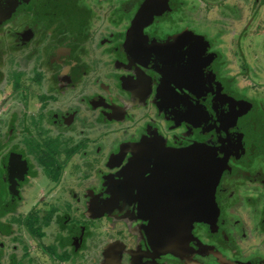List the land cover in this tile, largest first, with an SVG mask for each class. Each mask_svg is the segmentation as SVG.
I'll use <instances>...</instances> for the list:
<instances>
[{
  "label": "flooded vegetation",
  "instance_id": "obj_1",
  "mask_svg": "<svg viewBox=\"0 0 264 264\" xmlns=\"http://www.w3.org/2000/svg\"><path fill=\"white\" fill-rule=\"evenodd\" d=\"M87 1L89 0H0V57H7L8 53L13 51V53H21L20 48L22 45L24 50H26V47L30 45L36 34H38V25L41 24L39 29L45 28V33L47 34L45 36L46 42H41L40 45L44 44V46L49 48L56 43V55L51 57L50 61L63 67L61 76L64 77L71 67L66 60L67 54H70L73 48L68 43L78 40L77 36L83 30L85 32L88 30L86 32L88 35V32H92L97 28V21H95L97 19L96 7L89 6ZM196 2L194 1L193 4L198 7L197 3L199 1ZM243 2L245 3L241 5L242 16H244V10L248 9L247 0ZM120 3L125 9L126 21H130L131 24L128 27L124 24L126 26L125 30H121L122 32L113 37L116 39L123 38L122 34L124 31L130 37H127V39L124 37L123 41L116 43V48L119 50L121 48L118 45H126L128 52L121 50L117 55L123 56V54H126L127 67L129 70H134V73H128L129 76L126 74L122 75L123 84L130 90V94L121 92L123 91L120 88L121 83H118L119 86L113 88L115 94L112 92V97H109V101L106 100L101 92H96V90H93L92 93L93 95L97 94V97L89 99V101L97 104L103 102L102 105L106 108L103 112L110 114L113 120H118V116L121 115L124 123L120 125L116 121L115 125L112 122L110 123L113 132H108L111 134L110 138L112 141L111 144L109 141V144L104 145L100 143L99 137L95 135V128L89 126L91 125V118L84 115L85 113H91L88 109L87 111L86 109L83 111L80 109V120L83 121L80 124L81 130L75 126L76 109L74 110L73 97L69 98V96H77L75 92L68 90L63 93L59 92V94L53 90L42 92L40 97L45 99L46 102L61 98L63 101L65 99L68 100L65 107L70 105V107L65 109L64 113L59 109V112L57 111L53 114L54 125L58 126L60 121L64 122L65 126L70 125L64 130L65 136H61L64 138L63 153L66 154V146L69 143L70 145L75 143L78 146V154L83 155L86 162V160L90 159L86 157L90 153L89 149L94 151V153L96 151L99 156L96 165L100 170V177L95 176L96 166L92 162H86V167L82 166L83 168L78 170V174L82 176L84 169L87 170L85 171L86 173H93L94 178H92V181L96 182L97 186L106 174L110 178V180L106 181L111 183L113 182L112 179H120L124 195L125 193L127 194V189L128 191L131 189L130 193L132 195H137V210L144 194L152 196L153 205H161L164 210L169 209L165 194L176 184L179 185L180 183L183 185L189 181H195V177L190 174L194 172L193 166H195L196 162L203 160L204 166L208 169H222L221 178L215 188L214 200H212L211 192H209L207 185L210 183L207 175H213L214 173L207 171V169L201 172V177L205 178V180H200L201 187L194 196V200L197 206L196 209L200 210L205 218L200 219V217H197L192 222L191 237L186 235L187 233L183 234L184 232H181L180 234L179 232V236L174 240L166 241L161 239L157 241V238H152V234H150L146 237L145 243L148 245L147 248L154 246V250L152 252L142 251L141 254L148 257L152 256L150 259L154 264L157 259H160L157 264H167L170 261V264H207L213 258L208 253L215 257L214 262L216 264H264V118L256 117L262 102H258L259 108L252 111L254 108L253 101L242 95L244 94L243 92L235 90V80L231 81V76H228L230 75L228 74L230 70L223 67L225 58L221 54V46L227 47V43L224 40H219L218 42L211 36L208 39H206L207 37L199 36L201 33L209 35L204 32L205 29L209 30L211 28L214 31L211 25L202 26L200 34L197 33L199 31L193 32L194 41L185 40L181 42L186 38L187 34H185L180 42L170 43L167 41L168 38L182 26L179 28L168 26L169 28L165 29L162 21L166 22L163 18L168 14L162 17L160 15L163 11L169 12V19L174 18V0H142L140 4H138V1H133L132 7L137 6L134 13L126 12L127 8L123 6V0ZM205 3L208 12V9H211L210 7L212 6L209 4L212 2L211 0H206ZM168 8H171V10H168ZM225 9L232 10L229 11L231 13L236 12L233 11L230 5L226 4L221 11H215L214 15L220 16L214 17L212 21L229 13ZM156 14H159V16H156ZM254 17V13L251 14L250 18ZM115 18L105 19L103 22L101 20L100 28L94 31L101 32L102 29H106L105 23L108 21L113 22ZM159 26L161 30H159ZM62 32H65V35L57 40L55 36H60ZM71 33H74V36ZM144 34L152 38L155 37V40L153 39L154 42L146 40ZM196 41H201V43L193 45ZM4 45H9L10 49L7 51L3 47ZM14 45L20 51L15 49ZM25 53L27 56L31 52ZM89 61L91 62V60ZM122 61H124V58ZM99 62V58L93 60V63L91 62L94 69L98 68L95 63ZM82 64L83 62L80 65L78 64L79 70ZM44 66L47 65L44 64ZM151 67H154L153 73L149 72ZM220 68H223L225 72ZM147 69L148 72H146ZM37 76H35L34 80H38L37 78L40 80L41 74L38 73ZM94 76L96 77V75ZM107 76L112 80L111 85H114L115 75L110 73ZM16 77L15 84H19V75H16ZM151 77L159 83L154 84L150 81ZM130 78H133V80H130ZM74 79L75 76H73L72 80ZM172 81L175 84L170 85L169 82ZM7 82V79L0 82V93L5 92V83ZM92 85L94 86V84ZM151 89L153 90L152 92ZM133 90L142 92L139 94L144 95L141 100L135 98ZM153 92H155L154 95L149 96ZM82 93L85 94L84 92ZM92 93L89 92L88 94ZM132 95L134 99L131 98ZM125 96H129L130 104H134L135 107H139V101L144 102L149 99L151 101L156 100L154 104L157 106L154 107L152 102L147 106H145L146 103L141 104L139 109H135V120L133 111L130 112L128 106L122 111V114L117 108L116 102L120 104ZM5 99L9 98L6 97ZM10 99H12L11 102H14L13 97ZM261 106L264 108V103ZM140 111L142 113H139ZM60 115L65 117L62 116L61 120ZM149 115L154 117L149 118ZM91 116L92 119H96L92 114ZM173 117L176 118V122L169 126V130L173 131L172 136L168 139V135L165 132H159L160 135L157 136L156 140H152L150 144L147 143L149 140L148 129L151 128V125L153 126L160 122L165 124L168 119ZM125 119L130 120L131 125L128 127H126ZM181 121L187 122L186 128L174 131V126L177 123H181ZM134 125L138 130L133 129ZM87 126H89L87 128L88 131L87 129L85 131ZM19 127H22V125L19 124ZM118 128H125V131L129 132L132 137L134 135L137 137L133 139L130 137L128 139L129 147L127 145L124 146L125 152L122 155L117 153L112 158L110 164L112 168L115 167L112 172V169L110 170L106 166V160L108 153L116 151L115 145L117 142L115 140H118L116 138L118 133L116 129ZM198 128H201L200 133L202 136L210 132L212 136L216 137L215 142L217 145L211 146L208 143V138L197 139ZM86 134H90L96 139H91ZM188 134H195V138L186 142L183 138ZM14 137L15 134L13 135L12 132L6 139L7 142L20 141L14 139ZM171 139L174 142H170L169 140ZM95 141H97V145H93ZM188 148H192L188 150L189 153L185 152ZM58 149L59 147L56 149L52 147L50 150L49 158H53V161V154L58 152ZM181 150H183V153H181ZM28 155L26 148L18 147L9 150L8 153L0 157V174L2 172L0 201L4 206V208L2 207L4 213L7 214L9 212L7 214L8 217H0V264H26L20 259L29 256L32 239H42L46 236L44 227H42L43 224L39 222L37 213L32 214L30 212V217L24 220L22 218L24 217L22 212L23 202L17 204L18 199L20 201L22 199L25 200V205H28V202L33 200L32 196L23 198L25 185L29 183L33 173ZM126 157L127 159H125ZM44 159L45 155H43L42 161ZM22 162L25 165V171H20L22 170V168L20 169ZM11 164L15 168L14 175L16 177L13 180L10 173ZM105 168H108L107 172L104 170ZM62 171L61 165H58L57 170L50 174L52 177L49 179L50 183L53 184L52 187H54V183L58 180ZM173 177L174 179H172ZM89 189L88 195L98 197L94 188ZM104 194L102 193V195ZM118 198V194L115 191L108 194L105 205L107 207L103 208V210H112L110 208H114L117 205ZM78 199L81 200L80 197ZM97 201L99 204L96 202L95 204L92 203V200L88 204L90 207L94 205L101 206L102 201H99V197ZM10 204L12 206L8 207L7 205ZM17 205H20V207ZM207 206L216 207L217 213L214 212L211 215L209 212L207 214L205 210L208 209ZM110 217L113 218L114 216ZM114 218L116 219V217ZM145 220L150 221V219ZM48 221L49 218L45 223H48ZM125 224L127 225V223ZM125 224L116 230L122 232ZM45 225L48 226V224ZM23 227L27 229L29 235H23L20 232ZM81 227V232L75 231L70 236L69 234L67 235V237H72L71 247L79 248V245L85 242V227L82 225ZM112 228L114 227L112 226ZM203 229L206 234L205 237L198 234V230ZM69 230L70 228L67 233L70 232ZM123 239L127 241L125 242L129 247H137L139 245L136 244L139 241L137 237H126ZM121 240L120 238L114 240V244H118L120 248L115 245L117 250L115 249L114 254H112L109 264H113L112 261H115V259L114 264H122V260H119V262L117 260L120 252L121 256L119 258L124 259L122 250L126 248V245L124 246ZM218 241L224 246H220ZM56 243H59V241ZM53 247L50 248L51 251L55 249L56 244ZM130 250V254L133 256V247ZM67 251H64L60 256L65 261L70 258ZM118 252L119 255L117 256ZM205 254L207 255L205 256ZM32 259L31 257L30 260Z\"/></svg>",
  "mask_w": 264,
  "mask_h": 264
},
{
  "label": "rangeland",
  "instance_id": "obj_2",
  "mask_svg": "<svg viewBox=\"0 0 264 264\" xmlns=\"http://www.w3.org/2000/svg\"><path fill=\"white\" fill-rule=\"evenodd\" d=\"M120 1L121 0L87 1L89 6L96 7L97 19L95 21H97V28H100L99 24L101 23V20L103 22L105 19L116 18L113 22H106L105 25L107 28L102 29L101 32L94 31L97 30L96 28L92 32H88L87 35L86 32L88 30L86 32L83 30L78 34V40L74 42L70 41L68 43L69 46H72L73 50L70 54L65 52L67 54V60H65L71 67L69 71L70 73L68 72L64 77L61 76L63 73V67L61 65L58 66V63H55V65L50 61V58L56 55V43L49 48L44 46V44L40 45L41 42H46L45 36L47 34L45 33V28L39 29V25L41 24L38 25V34H36L35 39L31 41L30 45L26 47V50H24L22 45L20 48L21 53H13V51L8 53V55L13 53L10 56L7 55V57H0V82L5 79L8 80V82L5 83V92L3 91L0 93V157L8 153L9 150L18 147L27 149L29 154L28 159L33 173L31 174L32 177L29 183L25 185L23 198L25 196L26 198L32 196L33 200L28 202V205H25V200L22 199V201H20L18 199L17 204L23 202L22 212L24 217L22 218L24 220L30 217V212H32V214L36 212L39 222L43 224L42 227H44L46 232L44 238L37 239L39 241L35 238V240L32 239L29 256L20 259L26 264H109V262H111V256L116 249L115 245L120 248L118 244H114V240L120 238L124 241L123 238L126 237L139 238L140 247L134 252L133 256H131L130 251L128 252L129 254L124 252V259L119 258L118 252L116 254L118 256V262L119 260H122V264H147V261L148 264L151 263L150 258H152V256L148 257L141 254L142 251L146 250L152 252L154 246H149V248H147L148 245L145 243L146 237L150 235V232L148 231L149 221L145 220L146 218L139 213V208L138 210L136 209L137 195H132L130 193L131 189L130 191L127 189V194L125 193L124 195L121 180L115 178L112 179V183L106 181L110 180L107 174L102 177L103 180H101L98 186L96 182L92 181V178H94L93 173H86L85 171L87 170L84 169V171H82V176L78 174V170L83 168L82 166L86 167V162H92L94 163V166H96V170L94 171L95 176L98 178L100 177L99 175H101V173L96 165V161L99 157L98 153L96 151L94 153V151L89 149L90 153L86 157H89L90 159L85 162L83 155L81 156L78 154V146H76L75 143H72L71 145L69 143L66 146V154L63 153L64 138L61 136H65L64 130L65 128L70 127V125L65 126L66 124L62 121L59 122L58 126L54 125L53 114L59 109L64 113L65 109L70 107V105L65 107L68 100L65 99L63 101L61 98H55L52 101L46 102L45 99L40 97L42 92L52 90L58 94L59 92H67V90L75 92L77 96H69V98L73 97L74 110L76 109L74 124L77 126V129L81 130L80 124L83 122L80 120V109L82 111L84 109L87 111L88 109L91 113H85L84 115L91 118V125L89 126L95 128V135L99 137L98 139L100 143L106 145L109 144L110 141L111 144V134H109L108 131L113 132L110 123L112 122V124L115 125L116 120L111 119L110 114L103 112L104 109H106L102 105L103 102L97 104L89 101V99L97 97V94L93 95L92 93L93 90H96V92H101L106 100L109 101V97H112V92L115 94L113 88H117L119 86L118 83H121L120 88L123 89V92H126L128 95L130 94V91L128 93L126 91L127 89L124 90L122 75L126 74L129 76L128 73H134V70H129L127 67L126 54H123V56L120 54L117 55L121 50L128 52V49L124 44L118 45L121 48L120 50L116 48V43L123 41L124 37L127 39L129 35L124 31L122 34L123 38L116 39L113 37L125 30L126 26L124 24H126L127 27L131 24L130 21H126L127 18L124 15L125 9L122 7ZM133 1H138V4H140L142 0H123V6L127 8V13H134V11H136L137 6L132 7ZM198 1H200V3L196 2L198 4V7H196L194 4L190 6L192 0H189V2L188 0H181V2H179L180 5L174 0L175 5L173 4V11L175 15L174 18L172 17L171 19H169V12L163 11L160 17L168 14L163 18L166 22L171 20L174 24H182L180 25L182 27L178 26V28L180 27L179 30L168 38L167 41L170 43L180 42L185 34L188 35V41H194L195 37L193 36V32L199 31L197 33L200 34L202 26L211 25V27L214 28V31L211 28L209 30L204 28V32L209 35L207 36L204 33H201L199 36L207 37L206 39L211 36L218 42L219 40H224V42L227 43V47L221 46V54H223V57L225 58V64H223V67L230 70L228 72L230 75L228 76H231V81L235 80V90L243 92L244 94L242 95L253 101L254 108L252 111H254V109L259 108L258 102L261 101L262 104L264 103V0H247L248 9H245L247 10L246 12L244 10V16L241 15V5H244V0H211L212 3L209 5L212 6L207 12L209 17L206 15L207 17L205 18L201 14L206 7L204 5L205 0ZM226 4L230 5V7L233 8V11L236 12L231 13L229 11L232 10L225 9V11L229 13L222 15L223 17H219L220 20L214 19V21H212L214 17L220 16L214 15L215 11H221L222 7ZM168 10H171V8H168ZM184 12H186V14H183ZM253 13L255 17L250 18ZM157 15L159 16V14H156V16ZM116 20L119 21L116 23ZM168 25L171 26L169 23ZM71 34L74 36V33ZM64 35L65 32H62L60 36L56 35L55 37L58 40ZM144 38L148 41L150 40V42L155 40V37L152 38L147 34H144ZM105 39H109V41H105ZM95 41H97V43ZM14 46L15 49L20 51L16 45ZM3 47L6 48L7 51L10 49L9 45H4ZM25 52L31 53L26 56ZM98 58L100 62L95 63L98 68L94 69V66L92 65L93 60ZM123 58L124 61H122ZM21 59L22 61H20ZM5 60L7 61L5 62ZM89 60H91L92 63ZM81 62H83V64L79 70L78 64L80 65ZM44 64L47 66H44ZM153 69L154 67H151L149 72L151 73ZM220 69L225 72L223 68ZM108 72L109 74L111 73L115 75L114 85H111L112 80L108 78ZM146 72H148V69ZM38 73L41 74L40 80L39 78H37L38 80H34L35 76L38 77ZM16 75H19V84H15V79L17 78ZM94 75H96V77ZM73 76H75L74 80H72ZM130 80H133V78H130ZM150 81L154 84L159 83L154 81L152 77L150 78ZM169 84L171 85L175 83L172 81L169 82ZM152 91L153 90L151 89V92ZM89 92L92 94H88ZM154 93L155 92L151 93L149 96H153ZM134 96L137 100H141L144 95L134 94ZM134 96L132 95L131 98L134 99ZM6 97L9 99H5ZM12 97L14 102H11L12 99L10 98ZM128 101V96H125L122 100V102L125 103H128ZM134 101L137 102L136 100ZM155 101L156 100L151 101L150 99L144 102L139 101V107L144 103H146L145 106H147L148 104H151V102L153 103L152 105L156 107L157 105L154 104ZM117 103L118 102H116V104ZM262 104H260V110H258V112L256 110V117L258 116V118H264V108H262ZM139 107L130 104V101L128 103L129 111H133L134 119L136 118L135 109H139ZM142 111L139 113H142ZM91 114L96 117V119L94 118L96 123L94 122V119H92ZM260 114H262V116H260ZM62 116L63 115H60V118ZM152 117L154 116L149 115V118ZM174 122H176L175 117L168 119L165 124L160 122L156 123V125H151V128L148 129L149 140L147 143L150 144L152 140H156L157 136L160 135L159 132H165L169 139L173 132L172 130H169V126ZM125 123L126 127L131 125L130 120L125 119ZM19 124H21L22 127H19ZM187 125V122L181 121V123H177L174 126V131L177 129L184 130ZM89 126L85 128V131ZM134 126L133 129L138 130V128ZM12 127L13 129L11 130ZM200 131L201 128H198L197 139L208 138V143L211 146L217 145L215 142L217 138L212 136L210 132L205 134V136H202ZM12 132L13 135L15 134L14 139L20 140V143L15 140L7 142L6 139H8V136H10ZM87 136H90L91 139L95 138L90 134ZM120 137L121 139L115 140L117 142L115 145L116 151L110 154L108 153L106 160V166L110 170L112 169V172L115 168H112L110 164L112 158L115 157L117 153L124 151L125 145L129 147L128 139L132 137V135L125 131L124 128L122 129ZM136 137L137 136L134 135L132 139ZM51 138H60V141L56 142L59 145V151L53 154L55 163L53 158H49V154H51ZM193 138H195V134H188L183 139L187 142ZM97 141L93 142V145H97ZM135 141H137V139H135ZM169 141L171 142L172 139ZM43 155H45L44 160H49L51 163L53 162L49 167H47L42 161ZM125 159H127V157ZM58 165H61L63 171L60 172L61 175L54 183V187H52L53 184L50 183L49 179L52 177L50 174H53L57 170ZM108 168H105L104 170L107 172ZM47 169L51 170H48L47 172ZM0 179H2V172L0 174ZM89 188H94L96 190L95 192L98 194L99 201H102L101 206H89L88 202H91V200L92 203L95 204L96 202L99 204L97 196L91 197L90 194L88 195ZM114 191L119 197L117 205L114 208H110L112 210H103V208L107 207L105 205L107 202L106 198L108 199V194ZM102 193L105 194L102 195ZM78 197H80L81 200H79ZM7 206L11 207L12 205L10 204ZM17 206L20 207V205ZM2 207L4 208L0 201V217H8L7 214L9 212L5 214ZM214 212L217 213V208L211 206L210 214L213 215ZM110 216H114L116 219L114 217L111 218ZM48 218V223H45ZM44 223L48 224V226ZM125 223H127V225ZM124 224L125 227L122 232L116 230L117 228L123 227ZM81 225L85 227V242L83 244L81 243L79 248L75 246L71 247L72 237H67V235L69 234L70 236L71 233H74L75 231L81 232ZM112 226L114 228H112ZM69 228L70 232L67 233ZM20 232H22L23 235H29L27 229L24 227ZM198 234L203 237L206 236L204 229L198 230ZM57 241H59V243H56ZM218 243L220 246H224L220 241H218ZM55 244L56 250L54 249L51 251L50 248L53 247V245L55 246ZM127 248L130 249L128 245ZM64 251L69 252L70 255V258L66 261L60 257ZM206 255L207 254H205V256ZM208 255L213 258H211L207 264H216L214 262L215 257L211 253H208ZM31 257L33 258L32 260H30ZM17 260H19V258H17ZM158 260L160 259H157L155 264H157Z\"/></svg>",
  "mask_w": 264,
  "mask_h": 264
},
{
  "label": "water",
  "instance_id": "obj_3",
  "mask_svg": "<svg viewBox=\"0 0 264 264\" xmlns=\"http://www.w3.org/2000/svg\"><path fill=\"white\" fill-rule=\"evenodd\" d=\"M198 43H201V41H196L193 45ZM191 149L192 148H188L185 152L189 153L188 150ZM181 153H183V150H181ZM23 162L20 164V169L22 168V170L20 171H25L26 169ZM205 169L214 173L213 175H207L208 179L210 180V183H208L207 185L209 187V192H211L212 200H214L213 198L215 195V188L219 182V179L221 178L222 169H208L204 166L203 160H201L200 162H196L195 166H193L194 172L190 175L195 177V181H189L188 183H184L183 185H181L180 183L179 185L176 184L172 187L171 190L168 191L167 194H165L167 202L169 203V209L164 210L161 205H153L151 200L152 196L149 194H144L141 197L139 211L141 215H143L146 219H150L148 231L150 232V234H152V238H157V241L161 239L170 241L178 237L179 232L180 234L181 232H184L183 234L187 233L186 235H189L191 237L192 222L197 219V217H200V219L205 218V216H202L203 213L200 212V210L196 209L197 206L194 200V196L196 195V193H198L201 187L200 180H205V178L201 177V172L205 171ZM10 173L11 179L13 180L16 176L14 175L15 168L12 164ZM172 179H174V177ZM207 208L208 209L205 210L208 214L210 212V207L207 206ZM168 237L170 238L168 239Z\"/></svg>",
  "mask_w": 264,
  "mask_h": 264
},
{
  "label": "trees",
  "instance_id": "obj_4",
  "mask_svg": "<svg viewBox=\"0 0 264 264\" xmlns=\"http://www.w3.org/2000/svg\"><path fill=\"white\" fill-rule=\"evenodd\" d=\"M180 5V4H179ZM190 6H192L191 4H190ZM187 19V18H186ZM154 42V41H153ZM126 84V83H125ZM121 85V84H120ZM123 86H124V90H126L128 93H129V91L130 90H128V88H127V86H125L124 84H123ZM123 90V89H122ZM134 92V94H136V95H139V93H142L141 91H135V90H133ZM123 92V91H122ZM133 94V95H134ZM128 98H129V96H128ZM119 101V100H118ZM126 106H128V103H125V102H121L120 104H118L117 103V108H118V110H119V112L122 114V111L124 110V109H126ZM120 121H123V122H120ZM116 123L118 124V125H120V124H123L124 123V120H123V118H121V115L120 116H118V120H116ZM122 129L123 128H118V129H116L117 130V134H116V138L117 139H121V137H120V135L122 134ZM60 138H51L50 139V146H51V148L52 147H54L55 149L56 148H58L59 147V145L56 143L57 141H60L59 140ZM59 143V142H58ZM125 152V150L124 151H122V152H119L120 153V155H122L123 153ZM48 167L51 165V163H50V161H46V160H44L43 161ZM48 170H50V169H47V172H48ZM139 239V238H138ZM137 239V240H138ZM122 241V243L124 242L125 244H124V246L126 247V249L124 248V250H122L123 252H129V251H131L130 249H128L127 248V241L126 240H121ZM126 241V242H125ZM136 244L138 245L139 244V241L138 242H136ZM136 245V246H137ZM128 247H129V245H128ZM139 247H140V244L137 246V247H133V251L134 252H136L138 249H139ZM129 248H131V247H129ZM139 253V252H138ZM119 257H120V255H119ZM113 262H115L114 260L112 261V263ZM171 262V261H170ZM170 262H168L167 264H170ZM123 263V262H122ZM150 264H154V263H150Z\"/></svg>",
  "mask_w": 264,
  "mask_h": 264
},
{
  "label": "crops",
  "instance_id": "obj_5",
  "mask_svg": "<svg viewBox=\"0 0 264 264\" xmlns=\"http://www.w3.org/2000/svg\"><path fill=\"white\" fill-rule=\"evenodd\" d=\"M143 1H145V0H143ZM185 1V0H184ZM187 1V0H186ZM194 1H197L198 2V0H192V3H190L191 5L193 4V2ZM206 1V0H205ZM208 1V0H207ZM175 2H177L178 4H179V2H181V0H175ZM188 2H189V0H188ZM199 3H200V1H199ZM206 3L204 2V5H205ZM175 5V4H174ZM206 6V5H205ZM207 7V6H206ZM206 7H205V10H204V12L203 13H201L202 14V16L205 18V17H207L208 16V13H207V9H206ZM191 10V9H190ZM183 14H186V12H184ZM207 15V16H206ZM186 16V15H185ZM186 19V18H185ZM119 20H116V23L118 22ZM168 23L171 25L170 27L171 28H174V27H178V25L180 26V25H182V24H180V23H176V24H174V22H172V21H170V22H163L162 21V24H163V26L165 27V29L166 28H169L168 26ZM159 28V30H161L160 29V26L158 27ZM163 34H165V33H163ZM187 38H188V35L186 36V38L185 39H183L181 42H184L185 40H187ZM105 41H109V39H105ZM96 43H97V41H95ZM207 42V41H206ZM251 107V106H250ZM251 109V108H250Z\"/></svg>",
  "mask_w": 264,
  "mask_h": 264
}]
</instances>
